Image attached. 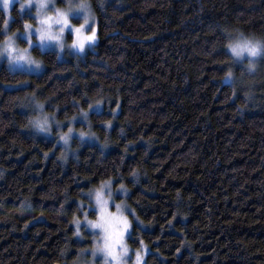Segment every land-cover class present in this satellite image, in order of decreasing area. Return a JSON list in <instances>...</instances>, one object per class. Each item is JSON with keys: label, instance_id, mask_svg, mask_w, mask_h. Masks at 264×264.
Returning a JSON list of instances; mask_svg holds the SVG:
<instances>
[{"label": "trees", "instance_id": "16d2710c", "mask_svg": "<svg viewBox=\"0 0 264 264\" xmlns=\"http://www.w3.org/2000/svg\"><path fill=\"white\" fill-rule=\"evenodd\" d=\"M89 2L85 55L35 47L39 73L0 68V264L87 262L96 235L74 220L108 181L144 264H264V57L249 72L226 47L264 37V0ZM11 13L8 34L35 24Z\"/></svg>", "mask_w": 264, "mask_h": 264}, {"label": "rangeland", "instance_id": "374dc122", "mask_svg": "<svg viewBox=\"0 0 264 264\" xmlns=\"http://www.w3.org/2000/svg\"><path fill=\"white\" fill-rule=\"evenodd\" d=\"M41 2L42 0H30V2L25 3L26 7L24 10H21V4L24 3V0H11L10 7L7 12H5L2 7H0L4 12L7 21V25H5L4 30L2 32V34L6 35V37L3 41H0V68L4 66L13 72L37 74L41 71L42 66L40 64V61L33 54V50L35 47L39 48L41 52L54 51L60 56V58H64L66 54H72V55L76 54L78 56H83L87 51L93 49V47L96 45L98 39L97 19L95 17V19L93 20L91 17H89L88 22L86 24L84 23L85 13L82 12L79 8V4L81 3V0H73L71 2L70 1L66 2L64 3V6H59L57 0H46L47 7L44 8L43 10L38 9V5ZM14 6H17V8L21 13H27L28 15H30L35 20V24L33 25L31 23H27L28 25L31 26V28L27 31L25 30L24 27V30L22 32L8 34V28L10 26V23L13 21V15L11 13V10ZM57 12L68 14L69 24L72 29L80 28L81 25H84V28L81 30L82 36L92 35V30L95 29L96 38L94 43H89L86 41L84 50L81 52L78 48L72 47L73 42L77 38L76 33L74 31L70 32L66 29L62 35V43L64 45L62 50L57 46L55 41H46L44 45L41 46L40 41L38 39L39 34L36 30L47 28L48 25H42L40 21L49 17L55 19ZM59 27L60 25L52 24L51 31L53 33H58ZM30 32L32 34L31 35L32 46H30L28 42V36ZM9 40L12 41L11 47L14 49V51L12 52V56L19 57L23 55L25 57L24 60L17 59L15 62L9 61L8 54L4 52V49L7 46ZM29 59L33 61V63H28L27 60ZM258 60L255 61L256 63L255 70L257 69ZM244 61L248 63L247 59H245ZM37 65H39V67H37ZM31 108H33V106ZM37 108H41V107L37 105ZM45 120L46 119H44L43 116H41V122ZM48 121H52V124L55 122L53 118L50 117H48ZM47 125H45V127H47ZM76 134H79V136H81L80 133L76 132L75 130L71 131L70 136L77 137L74 136ZM62 136L64 135L61 134V137ZM61 137L60 140L63 141ZM97 191H100L102 193V198L108 201L107 204L108 212L115 214L118 217H124L127 219L128 222L127 230L124 229L123 223H119L114 226V230L116 232H124V235L120 239L119 244H117L114 249L116 255L115 260L111 256H106V253L103 251H96L98 247L103 246L105 233L102 232L100 229H93L88 223V221H91L93 223L99 222L100 206L96 203V199H95V194ZM127 194L128 192L124 187L122 186L115 187L111 181L105 182L98 189L94 190L93 193L91 194L92 208L96 213V218L90 219L85 213L83 220L80 221V225H83V227H85L87 231L92 232L96 235V239H95L96 241L93 249V252L95 251L96 254L94 256L92 253L90 259H88V261L86 260L87 262H85L84 264H138L137 254H139V256L141 257V259L139 260V264H144L143 254L132 252L127 245V238L131 233L132 224H133L132 221L133 212L128 207L126 202ZM117 205H120L119 212H117V208H116ZM82 261L83 260H80L78 264H82Z\"/></svg>", "mask_w": 264, "mask_h": 264}, {"label": "snow or ice", "instance_id": "6c2138e0", "mask_svg": "<svg viewBox=\"0 0 264 264\" xmlns=\"http://www.w3.org/2000/svg\"><path fill=\"white\" fill-rule=\"evenodd\" d=\"M5 2H6L7 8L9 9L11 0H5ZM25 7H26V5H22L21 10H24ZM46 7H47L46 0H42V2L38 5V9H40V10H43ZM2 8L5 11L4 7H2ZM81 11L85 13L83 5H81ZM40 23L42 25H48L47 28H42V29L36 30L39 34L38 39L40 41L41 46H43L46 41H55L57 46L62 50L64 47V45L62 43V35L66 29L70 32L74 31L76 33L77 38L73 42L72 47L78 48L81 52L84 50L86 41L89 43H94L95 38H96L95 29L92 30V35H89V36H82L81 35V30L84 28V25H81L80 28L72 29L70 24H69L68 14H66V13L57 12L55 19H52L51 17H49V18L41 20ZM5 24L7 25V21L5 22ZM52 24L60 25L58 33H53L51 31V25ZM30 28H31L30 25H28V24L25 25L26 31L29 30ZM31 35L32 34L30 32L29 36H28V42H29L30 46H32ZM11 44H12V41L9 40L7 46L4 49V52H6L9 56V61L15 62L17 59L24 60L25 57L23 55H21L19 57L12 56V52L14 51V49L11 47ZM27 62L33 63V61H31L30 59L27 60ZM37 67H39V65H37ZM84 115L86 118L87 113H85ZM46 124H47V120L39 123L37 125L38 130L41 132L48 131V128L45 127ZM71 131L72 130L69 129V133H71ZM80 135L83 136L84 133H81ZM61 139L64 141L65 144H67L68 143V134H65L64 136H62ZM133 175H135V173H133ZM95 199H96V203L100 206L99 222L93 223L91 221H88V223L90 224V226L93 229H100L102 232L105 233L104 244L102 247H98L96 249V251H103L106 253V256H111L115 260L116 255H115L114 249H115V246L117 244H119V241L123 237L124 232H116L114 230V226L116 224L123 223L124 229L127 230L128 222H127L126 218L118 217L115 214L108 212V210H107L108 201L104 200L102 198V193L100 191L96 192ZM116 208H117V212H119L120 211V205H117ZM74 223L77 227V233L76 234H77V236H79L80 235V233H79L80 221L74 220ZM95 254H96V252L94 251L93 255L95 256ZM140 259H141V257L139 256V254H137L138 264H139Z\"/></svg>", "mask_w": 264, "mask_h": 264}, {"label": "clouds", "instance_id": "9594fccd", "mask_svg": "<svg viewBox=\"0 0 264 264\" xmlns=\"http://www.w3.org/2000/svg\"><path fill=\"white\" fill-rule=\"evenodd\" d=\"M30 2V0H24V3ZM81 5L84 6L85 17L84 23L88 22L89 17L93 20L95 19V15L92 12L89 0H81L79 4V8L81 10ZM0 7H4L5 12L8 11L5 0H0ZM227 50L230 53V56L235 60L244 61L247 59V68L249 72H252L256 68L255 61L260 57L264 56V37H254L248 36L242 32L238 33L234 39H231L226 44ZM232 73H226V76L230 79ZM42 107V105H40ZM41 123V121H35V126Z\"/></svg>", "mask_w": 264, "mask_h": 264}]
</instances>
